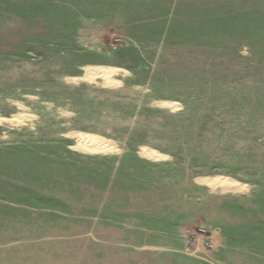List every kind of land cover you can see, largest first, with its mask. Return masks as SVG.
Segmentation results:
<instances>
[{
  "label": "rangeland",
  "instance_id": "rangeland-1",
  "mask_svg": "<svg viewBox=\"0 0 264 264\" xmlns=\"http://www.w3.org/2000/svg\"><path fill=\"white\" fill-rule=\"evenodd\" d=\"M193 180L264 202V0H0V264L140 263Z\"/></svg>",
  "mask_w": 264,
  "mask_h": 264
},
{
  "label": "crops",
  "instance_id": "crops-1",
  "mask_svg": "<svg viewBox=\"0 0 264 264\" xmlns=\"http://www.w3.org/2000/svg\"><path fill=\"white\" fill-rule=\"evenodd\" d=\"M123 65L117 58L116 63L98 62L89 68L132 74L133 68ZM192 182L182 184L187 207L173 210L177 218L161 230L159 241L138 249L140 263L129 259L128 264H264V202L258 194L239 181H234L238 188L217 184L223 190ZM158 224L167 223L159 220ZM208 238L211 250L204 249Z\"/></svg>",
  "mask_w": 264,
  "mask_h": 264
},
{
  "label": "bare ground",
  "instance_id": "bare-ground-1",
  "mask_svg": "<svg viewBox=\"0 0 264 264\" xmlns=\"http://www.w3.org/2000/svg\"><path fill=\"white\" fill-rule=\"evenodd\" d=\"M81 142H82V144L84 146H89V147H100V145L102 143V141L99 140V139L92 138V137H85V136H82ZM101 147L104 148V146H101ZM224 182H227V181H224ZM229 184L233 185L234 187H237L236 183L235 184H232V182H231Z\"/></svg>",
  "mask_w": 264,
  "mask_h": 264
},
{
  "label": "built area",
  "instance_id": "built-area-1",
  "mask_svg": "<svg viewBox=\"0 0 264 264\" xmlns=\"http://www.w3.org/2000/svg\"><path fill=\"white\" fill-rule=\"evenodd\" d=\"M207 246H208L209 248H211V247H212L210 244H207Z\"/></svg>",
  "mask_w": 264,
  "mask_h": 264
}]
</instances>
